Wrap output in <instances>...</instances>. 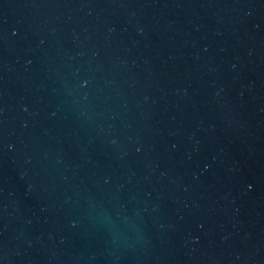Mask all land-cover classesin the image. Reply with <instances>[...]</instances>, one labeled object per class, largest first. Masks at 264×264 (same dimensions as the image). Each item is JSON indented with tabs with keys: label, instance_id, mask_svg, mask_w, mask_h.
Instances as JSON below:
<instances>
[{
	"label": "water",
	"instance_id": "95a60500",
	"mask_svg": "<svg viewBox=\"0 0 264 264\" xmlns=\"http://www.w3.org/2000/svg\"><path fill=\"white\" fill-rule=\"evenodd\" d=\"M0 264H264V0H0Z\"/></svg>",
	"mask_w": 264,
	"mask_h": 264
}]
</instances>
